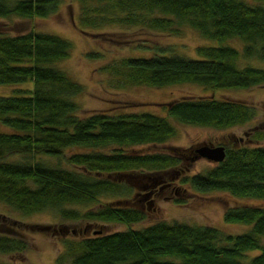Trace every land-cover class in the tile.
Returning a JSON list of instances; mask_svg holds the SVG:
<instances>
[{"label": "trees", "instance_id": "trees-1", "mask_svg": "<svg viewBox=\"0 0 264 264\" xmlns=\"http://www.w3.org/2000/svg\"><path fill=\"white\" fill-rule=\"evenodd\" d=\"M80 1L85 25L120 23L177 32L184 23L203 38L220 42L239 38L243 42L241 51L229 44L197 46V58L169 54L160 47H156L160 53L148 57L121 58L108 67L119 85L163 87L192 82L228 89L264 83V68L240 64L242 58L264 59V4L249 0ZM58 4L59 0H0V16H45ZM71 47L68 39L55 33L0 34V84H30L15 88L11 95H0V122L12 128L0 132V200L23 213L58 209L66 219L138 222L145 217L140 208L106 203L81 213L64 206L129 193L131 187L123 178L133 171L155 172L156 182L165 174L171 175V180L185 172L187 158L196 159L194 151L188 155L186 150L168 154L124 149L172 137L175 128L168 117L225 128L255 115L254 109L242 102L197 97L170 101L164 105L166 116L151 112L79 116L74 97L83 86L56 66L69 56ZM73 147L86 150L68 154L71 168L50 165L41 158L63 157ZM224 147L222 161L204 172L177 177L180 182L173 189H185L183 184H188L197 191L219 189L264 198V146ZM0 218L6 219L1 214ZM224 219L253 225L248 232L226 234L212 226L158 221L141 229L65 239L62 255L71 256V264H264V207H230ZM12 222L20 224L15 219ZM9 233L0 231V252L26 249L23 237ZM252 249L261 251L244 262L242 256Z\"/></svg>", "mask_w": 264, "mask_h": 264}, {"label": "rangeland", "instance_id": "rangeland-1", "mask_svg": "<svg viewBox=\"0 0 264 264\" xmlns=\"http://www.w3.org/2000/svg\"><path fill=\"white\" fill-rule=\"evenodd\" d=\"M251 3L264 4V0H249ZM80 0H59L58 8L45 16L31 18L16 15L0 16V34L16 35L30 30L58 34L71 42L69 56L56 63L73 80L83 86V91L74 97L79 105V116L95 112L119 114L123 112H151L166 116L164 105L170 101L184 98L210 97L242 102L250 105L255 115L248 121L225 128H214L180 122L168 117L175 128L172 137L161 143H144L125 146L124 149L136 153L173 154L186 150L193 154L200 144L229 146H264V83L250 88H210L192 82L174 83L163 87L144 84H123L109 72L108 67L124 57H148L161 52L158 47L188 58H197L195 48L200 45L229 44L240 51L243 42L239 38L217 41L203 38L198 30L181 24L176 31H162L139 25L104 23L85 25L82 22ZM157 47V48H156ZM165 52V51H164ZM240 64L264 68V59L242 58ZM29 83L0 84V95H11L15 88H25ZM12 128L0 122V132H10ZM263 133L258 137L257 133ZM86 150L84 147L67 149L63 157L41 156L45 162L54 166L71 168L66 157L70 152ZM190 150V151H189ZM184 171L175 178L163 175L166 180L155 182V172L142 170L124 175L131 191L123 195H103L87 204L65 205L81 213L95 210L106 203L113 206L135 207L145 212L138 222H104L86 218L66 219L58 209H44L32 213L18 211L11 204L0 200V231L10 232L23 237L28 245L18 252H0L1 262L16 264H71V256L62 255L64 240H78L93 235V230L102 233L141 229L158 221L180 222L189 225H206L218 228L226 234L248 232L252 223L227 222L224 212L230 207H264V198L234 195L227 190L213 189L197 191L188 184L185 189L174 190L185 174L204 172L215 163L205 158H191ZM184 166V164H180ZM185 167V166H184ZM170 182L168 186L166 184ZM149 184V185H147ZM153 185V186H152ZM151 191L149 196L141 193ZM139 193V195H138ZM143 195V194H142ZM121 198L122 201L115 200ZM125 198V199H124ZM140 199V200H139ZM153 200L152 203L149 201ZM124 200V201H123ZM18 220L19 225L12 220ZM10 223L15 226L12 227ZM14 230H10V228ZM88 227V230L85 229ZM261 249L248 250L242 256L244 262L260 253ZM166 259H176L165 257Z\"/></svg>", "mask_w": 264, "mask_h": 264}, {"label": "water", "instance_id": "water-1", "mask_svg": "<svg viewBox=\"0 0 264 264\" xmlns=\"http://www.w3.org/2000/svg\"><path fill=\"white\" fill-rule=\"evenodd\" d=\"M195 157H202L211 162H220L225 157L224 145L200 144L194 148ZM94 234L100 233V231H93Z\"/></svg>", "mask_w": 264, "mask_h": 264}, {"label": "flooded vegetation", "instance_id": "flooded-vegetation-1", "mask_svg": "<svg viewBox=\"0 0 264 264\" xmlns=\"http://www.w3.org/2000/svg\"><path fill=\"white\" fill-rule=\"evenodd\" d=\"M155 182H156V181H155ZM156 183H157V182H156ZM147 185H149V184H147ZM152 186H153V185H152ZM142 194H143V195H142ZM150 194H151V191H148L146 194H145V193H141L140 196H141V197H144V196L147 197V196H149ZM138 195H139V193H138ZM139 200H140V199H139ZM149 202L152 203L153 200L151 199V201H149ZM86 230H88V227L85 229V231H86ZM93 231H100V232H101V230H93ZM93 231H92V232H93ZM93 234H94V233H93Z\"/></svg>", "mask_w": 264, "mask_h": 264}]
</instances>
